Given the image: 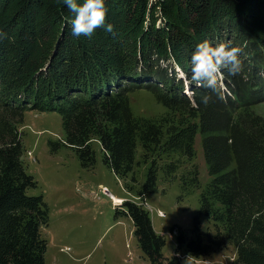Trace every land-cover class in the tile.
Segmentation results:
<instances>
[{
	"label": "trees",
	"instance_id": "obj_1",
	"mask_svg": "<svg viewBox=\"0 0 264 264\" xmlns=\"http://www.w3.org/2000/svg\"><path fill=\"white\" fill-rule=\"evenodd\" d=\"M105 3L113 32L98 28L89 38L72 36L75 14L63 0H0L7 34L0 37V264L46 262L41 230L49 210L42 196L29 194L37 182L25 168L20 132L31 109L60 115L64 145L86 169L96 165L95 141L120 179L134 171L139 146L145 161L153 155L142 199L157 188L159 161L169 154L192 161L200 138L211 181L190 234L171 230L179 233L170 258L146 207L124 201L116 209L125 208L151 264H191L228 246L236 249L231 264H264V122L253 112L264 103V0ZM205 40L242 48L244 62L239 76L223 74L226 99L208 104L202 97L210 93L191 79L192 53ZM139 90L176 116L169 127L135 117L129 95ZM52 144L53 152L62 145ZM180 166L170 162L164 176L176 177ZM198 175L189 174L194 186Z\"/></svg>",
	"mask_w": 264,
	"mask_h": 264
},
{
	"label": "rangeland",
	"instance_id": "obj_2",
	"mask_svg": "<svg viewBox=\"0 0 264 264\" xmlns=\"http://www.w3.org/2000/svg\"><path fill=\"white\" fill-rule=\"evenodd\" d=\"M185 90L192 96L190 87L186 85ZM129 96L136 118L169 127L176 117L148 90ZM253 112L264 122V103L254 106ZM20 132L25 168L37 182L29 194L42 196L49 210V224L41 230L48 242L45 264H151L139 247L132 219L123 212L124 207L116 209V198L121 203L130 201L147 206L155 231L166 236L162 251L166 259L174 254L179 233L171 230L180 227L190 234L192 219L201 206V195L211 181L200 138L192 161L179 154L166 155L159 161L157 188L142 199L140 191L147 181L153 155L145 161L141 146L134 171L120 179L104 164V154L97 141L93 143L96 165L91 169L82 166L76 153L64 145L62 120L57 112L32 109L24 112ZM52 143L62 145L53 152L56 144ZM173 161L180 162V169L176 177H165L164 168ZM198 171L199 182L194 186L188 181L189 174ZM183 182L188 183V189H184ZM203 221L206 227L207 220ZM185 253V250L181 252ZM235 257L236 249L228 246L212 248L204 258H190V261L191 264H231Z\"/></svg>",
	"mask_w": 264,
	"mask_h": 264
},
{
	"label": "clouds",
	"instance_id": "obj_3",
	"mask_svg": "<svg viewBox=\"0 0 264 264\" xmlns=\"http://www.w3.org/2000/svg\"><path fill=\"white\" fill-rule=\"evenodd\" d=\"M63 3L75 14L69 21L73 37L90 38L98 28L113 32V25L107 23L109 10L105 0H83V3H78L77 0H63ZM5 35L7 34L0 32V37ZM242 52V48L223 42L213 45L205 40L197 44L191 57V79L197 87H202L210 93L202 97L204 104L214 102L213 97L218 101L226 99L223 74L225 71L230 76L243 73Z\"/></svg>",
	"mask_w": 264,
	"mask_h": 264
},
{
	"label": "bare ground",
	"instance_id": "obj_4",
	"mask_svg": "<svg viewBox=\"0 0 264 264\" xmlns=\"http://www.w3.org/2000/svg\"><path fill=\"white\" fill-rule=\"evenodd\" d=\"M119 200H120V199H119ZM115 201L118 202V203H121V202H120L121 200H120V201L115 200ZM120 205H121V204H120Z\"/></svg>",
	"mask_w": 264,
	"mask_h": 264
},
{
	"label": "crops",
	"instance_id": "obj_5",
	"mask_svg": "<svg viewBox=\"0 0 264 264\" xmlns=\"http://www.w3.org/2000/svg\"><path fill=\"white\" fill-rule=\"evenodd\" d=\"M115 200L120 201L118 198H116Z\"/></svg>",
	"mask_w": 264,
	"mask_h": 264
}]
</instances>
